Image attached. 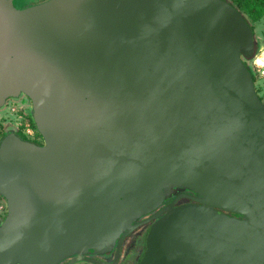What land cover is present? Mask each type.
Segmentation results:
<instances>
[{
  "label": "water",
  "instance_id": "1",
  "mask_svg": "<svg viewBox=\"0 0 264 264\" xmlns=\"http://www.w3.org/2000/svg\"><path fill=\"white\" fill-rule=\"evenodd\" d=\"M258 55L230 0H0V108L42 138L0 140V264H116L144 224L135 264H264Z\"/></svg>",
  "mask_w": 264,
  "mask_h": 264
},
{
  "label": "flooded vegetation",
  "instance_id": "2",
  "mask_svg": "<svg viewBox=\"0 0 264 264\" xmlns=\"http://www.w3.org/2000/svg\"><path fill=\"white\" fill-rule=\"evenodd\" d=\"M264 94V93H263ZM262 100L264 101V95L261 96ZM23 99V98H22ZM28 99V98H26ZM18 101V100H7L5 109H9V106L12 102ZM28 104V103H27ZM24 105H26L25 102L22 103V101H20V103L17 105L18 107L16 108V111H22L23 112V116H25V121L29 122V115H27L23 109ZM0 114H1V108H0ZM1 119L2 116L0 115V124H1ZM1 126V125H0ZM13 127H15L17 130V134H19L21 137L28 139L22 129L20 125H13ZM5 134V129L0 128V140L2 139L3 135ZM29 140V139H28ZM36 142L41 143L42 142V138L41 136H37L35 138ZM175 197H173L171 200H173ZM148 224H144L140 227H138L135 231H133L131 234H129L127 236V238L125 239V241L123 242V245L121 247L120 250V255L119 258L116 262V264H135L138 260V256L140 255L141 251H142V247H143V240H144V233L145 230L147 229ZM115 255H116V250H114L112 253H109L107 255L104 256H96L95 258L102 260V261H106V262H113L115 259ZM68 260H66L64 263L62 264H67ZM77 264H98V263H94V262H83V263H77Z\"/></svg>",
  "mask_w": 264,
  "mask_h": 264
},
{
  "label": "rangeland",
  "instance_id": "3",
  "mask_svg": "<svg viewBox=\"0 0 264 264\" xmlns=\"http://www.w3.org/2000/svg\"><path fill=\"white\" fill-rule=\"evenodd\" d=\"M44 0H15L16 5L17 6H29L32 4H36L39 2H42ZM254 30H255V34H256V38L258 40V52L259 55L257 56V58L255 59V63L258 65L257 67V80H256V87H257V91L259 93L260 96H263L264 94V76L262 75V71H264V57H263V53H264V17L261 18L258 22L254 23ZM263 58V59H262ZM259 61H261L259 63ZM263 61V62H262ZM256 69V68H255ZM12 99V98H11ZM9 99V102L10 100ZM13 100V99H12ZM20 101L25 102L26 105H30V100L26 99V97H23V99H19L18 101H13L10 106L9 109H1V126L0 128L2 129H6L9 128L10 126L13 125H18L19 123L25 121V116H23V112L22 111H17V112H13L11 111V108L13 106L18 107L17 105L20 103ZM28 103V104H27ZM29 122H33L31 116L29 115ZM31 139V138H29ZM4 203V198L0 195V205Z\"/></svg>",
  "mask_w": 264,
  "mask_h": 264
},
{
  "label": "trees",
  "instance_id": "4",
  "mask_svg": "<svg viewBox=\"0 0 264 264\" xmlns=\"http://www.w3.org/2000/svg\"><path fill=\"white\" fill-rule=\"evenodd\" d=\"M245 15L251 23L254 30V23L264 17V0H230ZM255 31V30H254ZM256 68V69H255ZM254 77L257 80V67H254ZM32 127L36 131V135L40 136L36 130L35 124L31 122Z\"/></svg>",
  "mask_w": 264,
  "mask_h": 264
},
{
  "label": "built area",
  "instance_id": "5",
  "mask_svg": "<svg viewBox=\"0 0 264 264\" xmlns=\"http://www.w3.org/2000/svg\"><path fill=\"white\" fill-rule=\"evenodd\" d=\"M255 65L258 66L256 63H255ZM262 75L264 76V71H262ZM11 111L15 112L16 108L12 107ZM18 125L21 126V129H22L24 135L28 139L31 138V140H35V138L37 137L36 131L32 127L30 122L23 121V122L19 123ZM6 213H7V206H6L5 202H4L3 204L0 205V217L4 218Z\"/></svg>",
  "mask_w": 264,
  "mask_h": 264
},
{
  "label": "bare ground",
  "instance_id": "6",
  "mask_svg": "<svg viewBox=\"0 0 264 264\" xmlns=\"http://www.w3.org/2000/svg\"><path fill=\"white\" fill-rule=\"evenodd\" d=\"M263 57H264V53H263ZM263 59V58H262ZM261 61H259V63H260ZM263 62V61H262Z\"/></svg>",
  "mask_w": 264,
  "mask_h": 264
}]
</instances>
